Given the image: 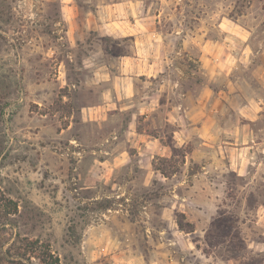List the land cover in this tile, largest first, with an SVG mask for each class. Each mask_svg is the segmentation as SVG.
Here are the masks:
<instances>
[{
    "label": "rangeland",
    "instance_id": "1",
    "mask_svg": "<svg viewBox=\"0 0 264 264\" xmlns=\"http://www.w3.org/2000/svg\"><path fill=\"white\" fill-rule=\"evenodd\" d=\"M143 1L167 69L99 123L80 115L107 98L92 66L132 43L68 40L63 0H0V264H40L43 247L61 264H264V0ZM168 102L187 107L188 142ZM138 132L165 147L138 153Z\"/></svg>",
    "mask_w": 264,
    "mask_h": 264
},
{
    "label": "crops",
    "instance_id": "2",
    "mask_svg": "<svg viewBox=\"0 0 264 264\" xmlns=\"http://www.w3.org/2000/svg\"><path fill=\"white\" fill-rule=\"evenodd\" d=\"M63 1L61 10L67 28L66 36L68 40L77 43L78 40L81 42L87 41L89 35H96V37L101 39L119 38L126 39L124 41L132 43L130 51L118 56L116 66L113 65L114 67H112L111 63L107 64L106 62L92 66L94 82L96 81L105 86L104 91L107 98L104 102L82 106L80 115L83 120L100 123L111 119L116 112L112 109H122L120 105L118 106L116 100L118 97L129 96L133 93L134 80L139 79L140 82H150L149 80L155 79L166 71L167 55L162 52V44L158 38H155L156 34L153 27L146 19V6L143 0H102L95 3L94 7H88L85 12L81 11L73 0ZM85 36L87 37L86 39H84ZM150 46H152V50H150ZM184 95H187V93H184ZM145 103L144 109L146 113L152 110L157 111L161 106L160 103L157 104L156 102H152V104L150 102ZM178 108L180 109L181 105ZM166 110L169 121L184 123V133L182 134L185 138L181 137V143L188 142L192 138L189 133L194 132H190L186 125L189 122L188 118H190L187 107H184L178 113L177 106L168 102ZM197 121V119H193L194 123H197ZM209 121L215 122L214 119ZM206 124H209L207 120H202L201 118V125H195L196 131H198L195 135L201 140L202 144L208 145L212 142L214 143L213 139H216L218 135L216 131H212ZM138 135L143 136L142 144L138 146V153L149 154L152 158L154 156L152 151L154 146L159 145V138L146 133L138 132ZM107 138H105L106 141ZM111 138L117 139V136L114 135ZM164 147L163 144L158 146L159 149ZM255 149H258V147H255ZM112 153L114 152L112 151ZM120 154L122 155V153ZM257 165L256 169L260 167L261 163L258 161ZM229 166L237 171L240 176H244L247 170L242 158L240 160L236 157L233 161L230 159ZM206 199L211 201L213 196H207ZM256 210L255 222L264 231V203H259ZM251 242L255 246L261 245L262 249H264V242Z\"/></svg>",
    "mask_w": 264,
    "mask_h": 264
},
{
    "label": "trees",
    "instance_id": "3",
    "mask_svg": "<svg viewBox=\"0 0 264 264\" xmlns=\"http://www.w3.org/2000/svg\"><path fill=\"white\" fill-rule=\"evenodd\" d=\"M38 243L37 240L32 241L31 244ZM43 246H40V248ZM37 258L40 261V264H61L59 257L55 255L49 247H43Z\"/></svg>",
    "mask_w": 264,
    "mask_h": 264
}]
</instances>
